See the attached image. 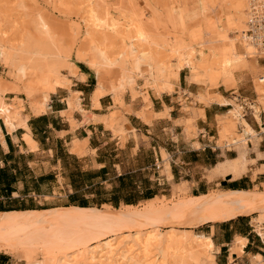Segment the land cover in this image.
<instances>
[{"label":"crops","instance_id":"1","mask_svg":"<svg viewBox=\"0 0 264 264\" xmlns=\"http://www.w3.org/2000/svg\"><path fill=\"white\" fill-rule=\"evenodd\" d=\"M246 72L254 84L255 99L250 105L261 111L256 114L249 109L254 122L261 125L264 104L259 102L264 101V84L259 88L256 78L264 77V66L248 61L246 69L235 74L237 86L244 83ZM94 79L93 73L77 66L76 73L69 75L71 85L51 93L42 113H35L26 97L17 95L12 103L6 100L11 110H17L23 125L11 131L0 119V210H4L0 215L134 206L154 200L157 197H148L178 180L184 181L175 187L186 184L190 190L188 182L197 185L194 190L208 188V184L220 185L223 191H253L264 186V172L253 176L254 170L264 167V137L246 118L256 133L253 137L238 124L246 147L243 140L234 144L229 135H223L225 123L233 120L230 112L235 106L224 91H218L222 86L206 94L194 77L187 80L180 74L173 92L150 95V103L123 95L121 106L112 93L100 95ZM178 89L190 95L183 96L185 104ZM19 97L26 102L22 109L16 100ZM13 105L17 109H12ZM234 162L240 168L245 164L242 175L235 178L231 172L214 173L220 165L232 166ZM207 177L211 182L205 180ZM39 200L54 203V207L39 209ZM239 217L207 224L203 235L214 243V263L264 264V248L254 232L257 225L251 222L255 230L243 232L235 222ZM238 238L246 240L241 253L233 251ZM0 264L15 262L0 253Z\"/></svg>","mask_w":264,"mask_h":264},{"label":"bare ground","instance_id":"2","mask_svg":"<svg viewBox=\"0 0 264 264\" xmlns=\"http://www.w3.org/2000/svg\"><path fill=\"white\" fill-rule=\"evenodd\" d=\"M228 2L233 8L232 17L227 21L224 30H219L215 35L217 40L212 38L213 41H209L212 47L208 48V55L214 63L212 65L207 64L202 51L200 63L203 65L209 81L219 79L214 73V67H217L219 73L224 76L222 85L231 86V88L233 86L234 88L237 86L235 74L246 69L248 58H254L256 55L262 57L264 54L257 50V47L250 42L247 36L253 11V1L228 0ZM257 3H260L261 9L264 10V0H257ZM89 12L92 17V31L104 32L108 30L116 36H122V41L127 44L129 49V51L126 50L121 53L120 58L114 60L110 58L106 50L93 45L90 59L86 61L98 80L97 92L100 95L105 92L112 93L115 102L121 106V99L126 91L130 92L133 97L139 94L135 84L136 78L144 80V87H152L160 94L171 91L175 85L169 79L180 81V72L184 64L191 65L190 63L195 58L196 50L193 47L181 49L175 45L171 51L174 52L172 54L177 55L179 65L173 68L157 59L151 50L146 49V44H153V39L149 34L143 31H134L132 23L125 20H114L111 25H108L99 16V12L94 9H90ZM184 16L186 17V15ZM187 16L190 17L188 14ZM42 27L47 28L46 25ZM90 32L88 31L87 34L92 37ZM43 35H46V32ZM4 43L6 42L0 41L1 62L12 67L15 71V78L19 79L18 82H24L23 86L17 89L18 91L10 90L9 92V89H6L0 80V119H3L9 130L13 131L23 123L18 121L17 110H11V106L6 104L7 95L19 92L26 97L25 101L35 113L45 112L51 93L62 85H71L69 75L76 73L77 66L74 62L69 61L70 54L68 51L48 45L44 41L27 38L16 46L5 45ZM239 49L243 50V53H239ZM85 53L84 51L78 52L77 59L83 61L86 57ZM129 57L132 58L129 59ZM117 65L122 71L121 81L116 86L111 85L112 88L109 87L107 90L101 79V70ZM63 69L68 70V75L62 73ZM263 84L264 77H261L257 86L260 88ZM36 93L41 94L39 98H36L38 96ZM16 100L19 109L24 108L26 102L20 97ZM259 104H264V101L260 100ZM250 106L256 114L261 111L258 106ZM243 111L244 107L240 104L235 105L234 110L230 112L231 118L233 117L232 123L228 128L223 127V135L233 137L236 125L243 124L245 133L256 137V133L245 122ZM239 136L242 135H237L240 139ZM242 140L246 145L243 137L237 141L233 140L232 143H240ZM238 166V162H234L232 166L220 165L214 173L218 175L231 172L236 178L246 171L245 164H242L241 168ZM176 189L179 195L184 192L182 187ZM255 214L258 215L255 218L257 232L264 238V229H262L264 227V192L258 191L210 193L192 196L188 200H182L173 205H167L160 201L150 203L142 209L128 208L124 211L115 212L72 207L60 211L3 213L0 216V250L10 249L16 254L23 252L27 256L28 264H146V262H148L147 264H167L169 257L168 255L167 260L165 259L167 251L169 253L170 251L174 252L172 249H177L180 239H183V236L172 232L179 226L201 227L216 222L230 221L239 216H253ZM160 225L170 226L171 231L164 234L160 230ZM52 229L55 231L52 232ZM35 233L40 236L39 239H42L41 242L47 250V256L43 261H33V254L29 253V241ZM108 237L111 239L103 241L104 238ZM194 238L196 246L205 244L203 247L207 246L209 251L215 249L214 243L209 237L200 234ZM236 241L233 251L241 253L246 240L238 238ZM199 246L197 247L199 248ZM153 251L157 254L154 255ZM182 251L184 252V250ZM174 253L176 254V252ZM178 253L176 257H174L175 255L172 256L177 264H200L202 261L199 252L192 247L188 248L185 253L180 255ZM206 261L207 264H215L213 260Z\"/></svg>","mask_w":264,"mask_h":264},{"label":"rangeland","instance_id":"3","mask_svg":"<svg viewBox=\"0 0 264 264\" xmlns=\"http://www.w3.org/2000/svg\"><path fill=\"white\" fill-rule=\"evenodd\" d=\"M228 3V0H0V41L6 42L4 44L9 46H16L19 43L21 44L27 38L44 41L48 45H53L63 51H68L70 54L69 61L74 62L76 66H80L83 70H88L94 74V71L90 69L88 63L86 62L90 59L89 57L91 56V48L93 45H97L106 50L107 53H109L110 58L114 60L120 58V54L126 50L129 51V49L126 46L127 44L122 41V36H116L111 32L113 34L112 35L108 30L104 32L92 31V17L88 11L90 9H94L99 12V16L104 19L108 25H111L114 20L129 21L132 23L134 31H143L152 37L153 44H146V49L151 50V53H153L157 59H160L162 62L172 66L173 68H176L179 65V59L176 54H172L174 52L171 51V49H174L175 45H178L181 49L193 47L196 50L195 56L193 55L195 58L191 57L193 58V62H191L192 59L191 61L189 60L191 65L183 63L184 66L181 69L180 74H182V76L186 79L194 77V81L197 83L198 87L203 88L206 94L209 92L212 94L222 86L218 91H224L225 95H228V99L233 100L234 106L236 104H240L244 107V118H246L254 129L260 133V136L264 137V133L261 128L262 126L264 127V115L261 116L262 123L260 125L254 122L249 109L251 106L248 103L254 101L255 95L254 84L252 83L251 76L248 75V72H246L243 84H238V86H234V88L232 86L231 88V86L228 87L222 85L224 83V76L219 73L220 71H218L217 67H214V73H216L219 79L217 78V81H209L210 79L204 71L203 65L200 63L201 51L205 55V60L208 62L207 64L212 65L214 63L212 58L208 55V48L210 49L212 47L211 43L209 44V41H213L219 30H224L227 21L232 17L231 11L233 8ZM187 14L190 17H188ZM184 15H186L189 19ZM44 25H46L48 28L46 29L48 31L42 27ZM88 31H91L90 33H92V37L88 36ZM45 32L46 35H43ZM215 39L217 40V37ZM80 51H84V53L86 52V57H84L83 61L77 59L78 52ZM239 53H243V50L239 49ZM131 58L132 57H129V59ZM247 61L259 63L264 66V56L260 57L256 55L254 58H248ZM62 73L64 75H68V70L63 69ZM121 78L122 71L119 65L113 66V68L109 67L108 69L101 70V79L107 89L118 85ZM17 79L18 78H15V71L12 67L7 64L5 65V63L0 60V80L5 88L9 89V92L10 90L16 92L17 89L23 86L24 82H18L19 79ZM256 79L257 84V82L260 81V78ZM169 81L174 83L175 86L179 85V81L177 82L175 79L170 78ZM97 82V78L94 79V83L96 84ZM135 84L139 90V94L136 97H138V100L140 101L143 100L144 103H150V95H161L157 90L152 89V87H144L145 84L142 79L136 78ZM174 87L171 88V91L164 93L173 92ZM178 91L181 94L180 99L183 100V103L185 104L186 101L183 99V96L186 93L187 96H190L188 95L189 93L186 91L184 94V92L179 89ZM36 94L38 95L36 98H39L41 95L39 93ZM127 94L131 95L130 92L126 91L124 96ZM173 94H171L172 97ZM17 95L25 98V96L19 92L17 94L9 93L7 95L8 102L12 103L14 97ZM131 97L134 98L132 95ZM236 98H238V101ZM243 101H245L246 104ZM12 109H17L16 105H13ZM231 123L232 120L226 122L224 127L228 128ZM239 127V125H236V135L234 133L233 137L229 136L230 142L242 139L243 136H239L240 139L237 137V135L240 134ZM250 146H253L252 143H250ZM251 156H253L252 153L250 157ZM165 157H167V155ZM261 172H264V167H262V169L254 170L253 176L255 173L258 174ZM204 173L205 175L209 174L207 170H205ZM205 180L207 182H211L208 177ZM183 181L184 180H178L177 182H171L170 185L161 187L160 191L156 194L157 196H155L157 198L154 197V200H150L148 202L144 201L137 205L126 207H124V205L119 207L114 205H109L110 207H94H97L95 209L103 211L115 212L124 211L128 208L142 209L150 203L160 201L167 205H173L181 202L182 200L190 199V197L193 196L192 194L201 196L204 195V193L208 195L210 193H222L224 192L223 190H225L222 186L214 184H208V188L202 186L199 190H194L197 185L194 182H188L191 190L186 184L180 185L178 187L184 188V192L179 195L176 192L177 187H175L174 184L181 183ZM257 188L258 187H256V190L253 191L264 192V186L259 188V190H257ZM39 201V209H49L54 207V203L44 204V201ZM45 201L50 202V199H45ZM61 209L66 208H54L52 210L60 211ZM257 216L258 215L255 214L249 217H239L235 222L239 224V229L248 233L254 230L253 224L257 225L255 221ZM251 222H253V224ZM208 226L209 225L201 227L179 226L178 228L176 226V231L173 230L172 232L177 233V235L181 237L183 236V239H180L179 241L178 250L172 249L176 252V254L173 251H170V253L167 251L165 259L167 260L168 255L169 257L166 263L177 264L175 263L177 261L174 260V257L177 256V251L180 252L184 250V252L182 251L178 253V255H180L185 253L187 249L191 247L198 251L201 255L202 261L200 264H207L206 260L215 261V255L213 254L215 253V249L209 251L207 246L203 247L205 244L201 246L198 244L197 246H199V248L195 245L196 241L194 237L206 233ZM169 227L160 225V230L164 234H167L171 231ZM54 231L55 230L52 229V232ZM35 234H32L34 237L31 236L29 241V253H31V255L33 254V261H43L47 256V250H45L46 248L41 242L42 239H39L40 236L37 234L36 236ZM109 239L111 238H104L103 241H107ZM206 247L207 253L205 251ZM29 250L27 249V252ZM0 253L9 255L15 264H28L27 256L23 252L16 254L13 250L3 249L0 250ZM155 253L157 254V252ZM155 253L153 251L154 255H156ZM212 256L213 258L211 259ZM152 260H155V258H152ZM147 263L148 262H146V264Z\"/></svg>","mask_w":264,"mask_h":264},{"label":"built area","instance_id":"4","mask_svg":"<svg viewBox=\"0 0 264 264\" xmlns=\"http://www.w3.org/2000/svg\"><path fill=\"white\" fill-rule=\"evenodd\" d=\"M253 6H252V15L251 20L249 22V29L247 31L248 39L251 43H254V45L257 47V50L264 54V10L261 9L260 3H257V0H252ZM255 230V227H254ZM257 235V237L260 239V242L264 248V238Z\"/></svg>","mask_w":264,"mask_h":264},{"label":"trees","instance_id":"5","mask_svg":"<svg viewBox=\"0 0 264 264\" xmlns=\"http://www.w3.org/2000/svg\"><path fill=\"white\" fill-rule=\"evenodd\" d=\"M155 195H156V194H155ZM155 195L149 196L148 198H149V199H152V198L155 197ZM131 203H132V202H131ZM131 203H128V204H131ZM132 204H134V203H132ZM78 205L81 206V207H88L87 205H82V203H79ZM117 207H119V206H117ZM0 211H4V210H0ZM5 211H7V210H5ZM231 222H233V221H231Z\"/></svg>","mask_w":264,"mask_h":264}]
</instances>
